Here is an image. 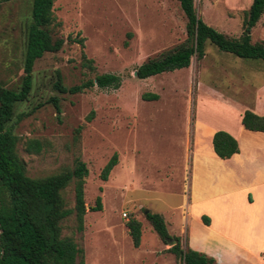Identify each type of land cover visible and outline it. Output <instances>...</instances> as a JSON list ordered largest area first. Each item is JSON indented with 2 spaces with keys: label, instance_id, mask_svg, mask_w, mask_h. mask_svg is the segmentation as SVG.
<instances>
[{
  "label": "rangeland",
  "instance_id": "1",
  "mask_svg": "<svg viewBox=\"0 0 264 264\" xmlns=\"http://www.w3.org/2000/svg\"><path fill=\"white\" fill-rule=\"evenodd\" d=\"M249 3L238 4L237 17L224 21L229 0H193L197 17L232 37L240 35ZM52 14L50 35L61 38L62 46L35 60L30 93L15 102L8 122L19 138L16 150L26 173L43 176L70 168L76 156L85 164L82 231L75 229L73 214L60 222L61 236L82 249L83 264H182L144 212L160 214L171 236L181 229L191 150L208 152L210 131H238L242 108L261 95L264 61L236 57L206 40L203 57L192 56L187 67L139 79L134 69L141 62L185 37V17L176 0H54ZM28 16L29 0L0 3V83L7 88L20 85ZM259 30L256 25L251 42ZM247 62L262 64L261 71L244 69ZM56 70L65 87L101 73L117 75L120 84L58 93L52 89ZM150 94L157 98L149 99ZM51 96L59 112L48 101ZM27 140L37 141V153L25 150ZM113 152L117 162L102 181L100 169ZM62 196L71 208L72 183ZM96 197L101 208L90 210ZM194 212L195 207L186 215L187 226L197 228ZM129 217L140 223L137 247L126 231ZM176 237L181 248L188 247L184 227Z\"/></svg>",
  "mask_w": 264,
  "mask_h": 264
},
{
  "label": "trees",
  "instance_id": "2",
  "mask_svg": "<svg viewBox=\"0 0 264 264\" xmlns=\"http://www.w3.org/2000/svg\"><path fill=\"white\" fill-rule=\"evenodd\" d=\"M11 0H0V3ZM185 17L184 39L169 49L159 52L141 62L135 69L139 79L162 72L187 67L190 58L200 59L204 55L203 46L207 40L220 51L250 60L264 61V41H250V30L264 9V0H251L241 21L238 37L225 35L197 17L193 0H176ZM54 0H29V16L25 31L22 60V75L18 89L5 87L0 83V264H83L82 249L68 237L61 236L60 222L70 214L74 215L75 229L82 231V219L85 213L83 201V183L87 175L85 164L76 156L72 166L43 176H29L25 165L18 156L16 147L18 136L8 125L15 102L25 101L30 93L31 71L36 59L45 52L58 51L63 43L61 38H52L49 26L54 20L52 5ZM81 44L80 40H77ZM83 59L84 53L81 52ZM89 68L91 60L85 59ZM119 77L111 73L96 74L79 84L65 87L59 72L55 71L52 89L58 93L75 94L96 86L116 89ZM145 98L147 95L142 94ZM149 99H156L150 94ZM56 112H59L57 98H48ZM91 113L86 116L90 120ZM241 126L250 131L264 132V116L244 110L240 117ZM80 127L75 128L73 139H77ZM211 149L220 159L229 158L238 152L236 140L227 132L217 130L211 136ZM24 148L28 153H37L36 140H27ZM117 162L113 152L101 167L99 178L107 179L109 171ZM73 185V206L67 207L62 196L64 188ZM100 199L95 198L90 210H100ZM144 217L160 241L166 243L175 240L168 248L182 264H216L204 253L189 247L181 248L179 238L168 234L162 216L155 212H144ZM204 224L209 218L201 215ZM128 236L133 247L140 240V223L133 217L125 222Z\"/></svg>",
  "mask_w": 264,
  "mask_h": 264
},
{
  "label": "crops",
  "instance_id": "3",
  "mask_svg": "<svg viewBox=\"0 0 264 264\" xmlns=\"http://www.w3.org/2000/svg\"><path fill=\"white\" fill-rule=\"evenodd\" d=\"M229 1L230 14H223L224 21L237 17L238 4L247 2ZM256 25L261 33L256 41H264V9L250 30V41ZM261 65L247 62L244 69L260 72ZM259 90L261 95L242 112L249 110L264 116V81ZM225 132L238 146V152L229 158H218L211 148L201 153L191 150L186 213L180 215V230L184 227L189 248L211 257L216 264H264V132L246 130L241 124L235 133L227 129ZM194 207L197 228L187 226L186 215ZM201 215L209 218L208 224L202 222ZM172 240L166 243L170 241L172 246Z\"/></svg>",
  "mask_w": 264,
  "mask_h": 264
},
{
  "label": "built area",
  "instance_id": "4",
  "mask_svg": "<svg viewBox=\"0 0 264 264\" xmlns=\"http://www.w3.org/2000/svg\"><path fill=\"white\" fill-rule=\"evenodd\" d=\"M121 216H122V217H125V213L122 212V213H121Z\"/></svg>",
  "mask_w": 264,
  "mask_h": 264
},
{
  "label": "water",
  "instance_id": "5",
  "mask_svg": "<svg viewBox=\"0 0 264 264\" xmlns=\"http://www.w3.org/2000/svg\"><path fill=\"white\" fill-rule=\"evenodd\" d=\"M134 73H135V72H134ZM171 242L174 244V243H175V240H172Z\"/></svg>",
  "mask_w": 264,
  "mask_h": 264
}]
</instances>
